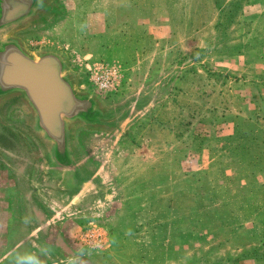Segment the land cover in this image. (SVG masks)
Listing matches in <instances>:
<instances>
[{"label": "rangeland", "instance_id": "1", "mask_svg": "<svg viewBox=\"0 0 264 264\" xmlns=\"http://www.w3.org/2000/svg\"><path fill=\"white\" fill-rule=\"evenodd\" d=\"M99 1L79 4L84 2L85 13L93 8L107 12L108 6L100 7ZM143 2L160 14L155 17L151 10L132 4L127 16L134 23L110 31L96 24L88 27L84 14L78 20L82 29L72 27L65 36L70 48L93 53L102 63L87 62L91 68L114 69L120 64L126 70L127 78L117 89L103 92L91 78L90 67L73 64L80 73L81 90H93L106 107L131 102L141 90L148 106L135 112L130 132L78 128L75 144L83 152L86 168L102 176L103 189L97 194L99 188L91 186L79 198L52 200L56 223L49 229L58 236L53 246L65 244L59 238L65 224L68 254L95 252L98 264H249L251 259H264L263 235L255 244L248 237L252 232L257 235L248 221L254 207L230 204L240 193L253 198L256 182L263 176L249 172L253 167L262 170L264 154L254 166L248 158L237 162L217 157L214 169L227 172L219 174L206 165L203 141L196 147L207 132L224 130L228 136L231 129L221 127L226 118L258 117L260 128L250 123L246 128L264 137V0ZM101 13L98 18L103 20ZM41 39L32 37L30 44L38 46ZM190 66L197 72L192 77ZM199 92L195 102L194 94ZM188 103L197 109L192 115L194 135L180 140L163 124L177 115L181 120L187 117ZM226 106L230 111L222 117ZM7 122L10 128L13 122ZM218 149L231 152L224 144ZM151 184L155 185L149 188ZM222 186L232 189L227 192ZM156 197L163 206L157 205ZM19 234L9 236L8 247L24 237ZM43 244L49 249L48 243ZM36 253L27 244L13 263H20L22 255L37 259ZM83 258L77 263L92 262Z\"/></svg>", "mask_w": 264, "mask_h": 264}, {"label": "water", "instance_id": "2", "mask_svg": "<svg viewBox=\"0 0 264 264\" xmlns=\"http://www.w3.org/2000/svg\"><path fill=\"white\" fill-rule=\"evenodd\" d=\"M61 1L0 0V118L23 124L47 158L48 169L77 188L73 196L79 198L91 186L101 194L103 180L99 172L86 168L83 152L75 144L78 128L130 132L135 112L146 110L148 103L140 90V97L131 102L106 107L93 90H81L80 73L66 52L32 51L26 46L21 35L56 16ZM7 105L4 118L1 112Z\"/></svg>", "mask_w": 264, "mask_h": 264}, {"label": "flooded vegetation", "instance_id": "3", "mask_svg": "<svg viewBox=\"0 0 264 264\" xmlns=\"http://www.w3.org/2000/svg\"><path fill=\"white\" fill-rule=\"evenodd\" d=\"M9 107L7 105L2 109L4 118L8 117ZM54 186L57 188L53 191L51 188ZM77 191L67 182L64 184L61 177L58 180L48 169L47 158L41 156L38 144L25 131L22 123L13 122L9 128L0 118V264H81L77 263L80 257L83 260V257L90 258L92 262L87 264H98L99 254L95 252L89 251L77 257L68 254L65 224L59 236L65 244L61 242L59 246L57 242L58 245L53 246V240L58 236L49 229L56 223L52 200L74 198ZM16 233L24 237L17 238L14 245L8 247L12 238L9 236ZM43 243H48L49 249ZM27 244L37 250L35 255L38 258L22 255L20 263H13L15 256Z\"/></svg>", "mask_w": 264, "mask_h": 264}, {"label": "crops", "instance_id": "4", "mask_svg": "<svg viewBox=\"0 0 264 264\" xmlns=\"http://www.w3.org/2000/svg\"><path fill=\"white\" fill-rule=\"evenodd\" d=\"M61 10L58 12L56 16H52L47 18L45 22L42 24H38L35 26V30L31 31L30 33H23L21 37L25 41L26 46L30 50H35L39 48H51L58 51L66 52L69 56L71 65L77 64V65H86L87 62L92 64H102L101 62L97 61L93 57V53H85L82 54L80 52L75 51L73 48L69 47V43H67L65 36L68 33L72 27H76L77 31L82 29V25H80V21L78 20L86 14L87 18L85 20V23L87 22L88 27H91L92 24L98 25L97 28L102 29L104 31H110L112 28L116 27H122L123 29L128 27L130 24L134 23V20L132 18L128 17V7L132 9V4H135V6H141L142 11L151 10L152 14L157 17L160 12L153 7H148L143 0H101L99 1V6L102 7V5L108 6V11L105 13H101V11L96 10L93 8L91 11H88L87 13L84 12L82 7L85 6L84 2L80 3L81 0H62ZM82 6V7H81ZM103 8V7H102ZM138 11V10H137ZM101 13L103 15V20H100L98 18V13ZM131 15V14H130ZM153 15L151 16L152 21L156 23V20L153 18ZM106 21L108 22L106 24ZM84 23V22H81ZM134 25V24H133ZM135 26V25H134ZM172 27V26H170ZM101 30V31H102ZM98 31V30H97ZM88 35V34H87ZM35 37H40L43 42H38V46L32 47L30 44V38L32 39ZM90 36L88 35V40ZM91 59H93L91 61ZM88 63V64H89ZM87 67L89 65H86ZM193 66H190V69H188V72H190L189 77H192L196 73V68L192 69ZM117 69L120 73V79L127 78L126 70L119 64L117 66ZM258 118V117H257ZM257 118H254L252 120L245 119V118H226L223 119L226 121V124H221L220 121H215L213 123H220L221 127L230 128L229 135L226 136L224 133V130L221 131H214L210 134H205L202 138L199 140V144H196V147L201 146V142L203 141V154L205 158H208L209 161L206 163L207 167L209 168V171L213 173L214 166L216 165V159L215 158H222L223 160L227 157V159H233L237 162L240 160H244L248 158V161L253 163V166L256 161L260 160L262 155L264 154V137L257 134V130H250L246 128L247 124H252L255 126H262L261 124L257 122ZM234 119V120H231ZM248 120V121H246ZM226 147H229L231 149V152L229 154L223 153L221 150H219V146L223 145ZM230 145V146H229ZM233 145V146H232ZM219 153V156H216ZM223 153V154H222ZM259 157V159H258ZM221 162V161H220ZM215 170V169H214ZM262 172V174H261ZM215 173H227L224 170H215ZM250 175H254L255 177H258V175L261 174L263 176V179H258V182H256V189H254L253 192L254 196L252 199L246 198L245 196L242 197V194L240 193V198H237V195L235 196L236 199H231L230 204L233 207L241 208L246 206L254 207L253 213L251 217L249 218L250 224L256 229L257 228V235L255 232H252L249 234L250 241L252 240V243L255 244V242L260 241V236L263 235L264 238V232L261 234L260 229L264 230V216H262V209L264 208V166L262 167V170L258 168V170L255 169V167L251 168V171L249 172ZM255 181V179H254ZM254 183V182H253ZM156 186L158 183H155ZM155 184H151L148 186L149 188H152ZM163 186V185H162ZM224 191L230 192L232 189L231 187H224ZM238 187L241 188V190H244V185L241 183H238ZM158 196V193L157 195ZM252 200V202L245 204L244 202ZM157 205L161 204L164 205V201L157 198L154 200ZM145 203L141 204L143 206ZM141 211H145V209H141ZM249 264H264V259H251L248 261Z\"/></svg>", "mask_w": 264, "mask_h": 264}, {"label": "trees", "instance_id": "5", "mask_svg": "<svg viewBox=\"0 0 264 264\" xmlns=\"http://www.w3.org/2000/svg\"><path fill=\"white\" fill-rule=\"evenodd\" d=\"M216 25H219V23L216 24ZM200 94H201L200 92L198 94L197 93L194 94L195 96L193 97V100H195V102H196L195 98L200 96ZM189 98H191V97H189ZM189 100H190L189 102L192 101V99H189ZM188 104H190V103H188ZM188 108L189 109H188V112H187V115H186L187 117H183L182 120H181L180 118H178V115H177L176 118H174L175 120L174 119L168 120L167 122H165L163 124L165 127H167V129H170V131L175 135L176 138H179L180 140H183L184 137H189L190 138V137H192L194 135L193 132H194V129H195V125H194V122H193L194 121V116H192V115H193V112H196L197 109L194 108V107H193V109H191V104H190V107H188ZM182 110H184L183 107H182ZM185 111L183 113H186ZM229 111L230 110L226 106L224 108L222 114H221L222 117L227 116ZM242 111L243 110H241L240 113H242ZM183 116H185V115H183ZM182 129H184V130L182 131Z\"/></svg>", "mask_w": 264, "mask_h": 264}, {"label": "built area", "instance_id": "6", "mask_svg": "<svg viewBox=\"0 0 264 264\" xmlns=\"http://www.w3.org/2000/svg\"><path fill=\"white\" fill-rule=\"evenodd\" d=\"M89 69L93 71L91 73V78L95 80L96 87L103 92L107 90H115L121 84V75L117 69L96 66L94 68L90 67ZM96 244H100V242H96Z\"/></svg>", "mask_w": 264, "mask_h": 264}]
</instances>
